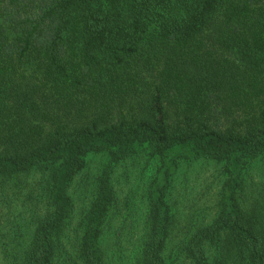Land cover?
<instances>
[{
	"label": "trees",
	"instance_id": "1",
	"mask_svg": "<svg viewBox=\"0 0 264 264\" xmlns=\"http://www.w3.org/2000/svg\"><path fill=\"white\" fill-rule=\"evenodd\" d=\"M142 149L165 170L130 264H264V216L237 192L264 156V0H0V190L36 171L51 184L26 263L105 264L113 165ZM186 150L231 178L173 252L164 176ZM90 153L110 165L70 250L69 189Z\"/></svg>",
	"mask_w": 264,
	"mask_h": 264
},
{
	"label": "rangeland",
	"instance_id": "2",
	"mask_svg": "<svg viewBox=\"0 0 264 264\" xmlns=\"http://www.w3.org/2000/svg\"><path fill=\"white\" fill-rule=\"evenodd\" d=\"M183 153L188 154L177 159L171 154L176 160H167L171 174L164 176V180L167 178L165 200L173 218V238L169 242L173 252L178 251L190 230L213 222L225 185L231 178L227 162L196 159L189 150ZM109 165L110 158L106 154L90 153L71 184L69 194L73 209L63 238L65 247L70 250L82 236L99 178ZM164 168L160 156L146 149L113 165L111 184L116 201L102 239L105 264L133 263L132 257L138 251L148 224L150 191L163 177ZM50 186L49 177L36 171L11 179L0 190V264H27L36 216L44 208L37 203L47 197ZM237 192L246 215L264 216V156L243 167Z\"/></svg>",
	"mask_w": 264,
	"mask_h": 264
}]
</instances>
